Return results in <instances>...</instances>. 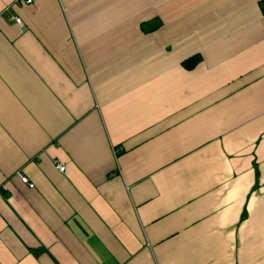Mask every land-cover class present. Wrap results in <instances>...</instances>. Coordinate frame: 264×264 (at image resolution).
I'll return each instance as SVG.
<instances>
[{
    "label": "crops",
    "instance_id": "0c3cea01",
    "mask_svg": "<svg viewBox=\"0 0 264 264\" xmlns=\"http://www.w3.org/2000/svg\"><path fill=\"white\" fill-rule=\"evenodd\" d=\"M0 264H264V0H0Z\"/></svg>",
    "mask_w": 264,
    "mask_h": 264
},
{
    "label": "built area",
    "instance_id": "2783aa9c",
    "mask_svg": "<svg viewBox=\"0 0 264 264\" xmlns=\"http://www.w3.org/2000/svg\"><path fill=\"white\" fill-rule=\"evenodd\" d=\"M27 1H31V0H27ZM15 19H16V21H18L19 23H22V20H21L19 17H15ZM57 166H58V168H59L61 171H65V169H66V165H65L64 163H61V162H60V163L57 164ZM20 174H21V176H22V180H23L24 182L29 183V185H30L31 187L34 186V183H32L26 175H24L23 173H20Z\"/></svg>",
    "mask_w": 264,
    "mask_h": 264
},
{
    "label": "trees",
    "instance_id": "16d2710c",
    "mask_svg": "<svg viewBox=\"0 0 264 264\" xmlns=\"http://www.w3.org/2000/svg\"><path fill=\"white\" fill-rule=\"evenodd\" d=\"M198 57L197 58H190V59H187V60H185V64L188 66V67H192L193 66V64L195 63V62H197L198 61Z\"/></svg>",
    "mask_w": 264,
    "mask_h": 264
}]
</instances>
